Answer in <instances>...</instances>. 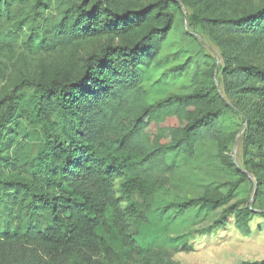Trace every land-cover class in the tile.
<instances>
[{"label":"trees","instance_id":"1","mask_svg":"<svg viewBox=\"0 0 264 264\" xmlns=\"http://www.w3.org/2000/svg\"><path fill=\"white\" fill-rule=\"evenodd\" d=\"M135 1L63 0L50 32L53 48L99 36L129 41L89 55L74 76L53 75L36 84V115L44 135L40 160L48 181H21L12 187L29 198L31 214H47L48 220L0 230V250H33L23 264H173L167 250L136 245L129 222L140 220L143 212L132 194L146 198L157 190L160 177L172 171L167 150L191 155L199 141L226 137L217 128L225 109L243 116L246 171L228 164L241 178L253 176L254 201L264 209V64L252 58L264 59V5L229 16L223 9H231V0H215L213 14L202 18L220 50L222 93L209 83L207 89L151 100L145 82L172 22L165 10L179 11L181 6L175 0H156L135 7ZM235 1L238 5L242 0ZM29 41L36 50L51 48L44 38ZM15 47V35H0V54ZM204 105L209 107L203 110ZM3 106L0 131L11 129L15 110L10 97L0 99ZM189 107L194 114L175 132L179 112ZM173 135L172 143L156 142ZM224 203L223 195L198 196L165 208L181 213ZM228 213L247 232L251 208L238 203L226 206L212 226L221 225ZM246 264H264V259Z\"/></svg>","mask_w":264,"mask_h":264},{"label":"rangeland","instance_id":"2","mask_svg":"<svg viewBox=\"0 0 264 264\" xmlns=\"http://www.w3.org/2000/svg\"><path fill=\"white\" fill-rule=\"evenodd\" d=\"M155 1L136 0L135 7ZM175 1L181 9L165 10L172 17L171 28L145 82L149 98L186 95L209 88V83L222 93L220 50L201 22L203 17L213 14L218 2ZM63 5V0L0 1V35L9 32L17 37V47L0 54V99L10 97L15 105L14 117L8 124L11 129L0 131V230L23 228L35 220L44 225L48 220L47 214H31L27 206L29 198L12 187L21 181L42 184L48 181L40 160L44 135L36 115V84L53 75L74 76L89 55L99 54L107 45L129 41V37L99 36L65 49L53 48L50 32ZM262 5L264 0H242L238 5L231 0V9L224 7L223 13L241 14ZM30 37L36 42L44 38L51 48L36 50ZM252 58L255 63L264 64L262 57ZM5 108L0 109V117ZM193 114L192 107L181 110L174 124L175 132ZM243 121L241 114L225 109L217 128L226 137L199 141L191 155L166 151L165 159L172 165V171L160 177L157 190L146 198L138 192L132 194L143 212L140 220L129 222L138 247L165 249L173 264H246L264 259V209L254 201V178L250 174L241 178L228 164L246 171L241 143ZM175 138L173 135L167 141L156 142L169 143ZM118 185L119 180L115 182L116 191ZM217 195L225 196L221 206L198 205L181 213L165 208L172 201ZM233 203L251 208L247 232L237 228L233 213H228L221 225L212 226L222 210ZM121 206H125L124 201ZM29 250H0V264H23L29 258Z\"/></svg>","mask_w":264,"mask_h":264}]
</instances>
